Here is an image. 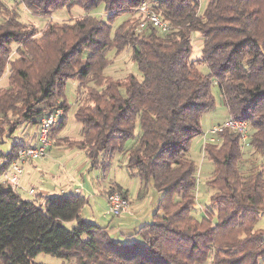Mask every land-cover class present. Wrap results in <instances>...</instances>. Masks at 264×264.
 I'll list each match as a JSON object with an SVG mask.
<instances>
[{
    "label": "trees",
    "instance_id": "16d2710c",
    "mask_svg": "<svg viewBox=\"0 0 264 264\" xmlns=\"http://www.w3.org/2000/svg\"><path fill=\"white\" fill-rule=\"evenodd\" d=\"M141 1L16 0L40 15L72 6L83 10L84 16L73 23H49L36 36L18 19L17 7L0 0V79L7 78L0 89V114L20 106L23 121L36 125L49 111L64 107L50 128L51 139L52 129L57 134L65 125L68 108L65 101L53 105L66 81L76 78L74 118L80 138L61 139L59 145L83 150L92 166L120 153L142 189L151 182L161 192L153 219L129 235L139 239L121 241L106 226L81 216L87 199L78 192L49 195L40 203L0 181V264H45L34 260L40 252L65 260L76 256L78 264H179L197 251H203L197 256L203 261L211 246L214 264L264 261V233L251 232L264 212L263 171L247 165L256 158H243V142L231 129L203 144L204 156L213 163L206 185L214 190L210 201L216 212L207 208L197 218L192 212L197 167L189 155L190 141L203 134L200 117L215 103L214 78L228 115L247 122L252 153L264 159V0H205L203 7L200 0H153L170 22L166 33L137 30L141 16L135 8ZM99 4L106 21L92 14ZM126 11L137 13L136 20H124L112 35L111 23ZM195 32L202 38L196 62L191 57ZM126 47L141 78L105 75L108 51L118 54ZM199 61L208 73L199 69ZM16 145L3 153L0 176L23 144ZM113 190L128 198V190L118 185L106 195ZM207 212L215 213L216 223L208 224L213 216ZM206 243L211 246L205 248ZM221 248L229 252L221 253Z\"/></svg>",
    "mask_w": 264,
    "mask_h": 264
},
{
    "label": "rangeland",
    "instance_id": "374dc122",
    "mask_svg": "<svg viewBox=\"0 0 264 264\" xmlns=\"http://www.w3.org/2000/svg\"><path fill=\"white\" fill-rule=\"evenodd\" d=\"M1 3L7 6H16L18 11V19L20 22H22L26 27L36 30V36H40L41 33L47 28L49 23L53 22L55 25L73 23L75 20L84 16V12L79 6H72L70 9H63L61 11L59 10L56 13L52 12L48 15H40L28 10L25 6H23L22 3H17L16 0H1ZM204 4L205 0H200V6L203 7ZM92 14L105 21L108 19V15L105 14L103 4H99L93 10ZM137 16L138 14L132 11H126L119 14L111 23L112 35L114 30L121 23H123L124 20H126V23L130 24L131 20L135 21ZM201 40L202 38L199 33L195 32L192 34L191 57L195 62L201 58ZM15 47L16 46L14 44V50ZM116 53L117 52L115 49H110L108 51L110 63L104 69V74L117 79L123 78L127 74L132 73L140 79L141 73L136 62L133 61L131 57V48L126 47L120 53ZM12 56H15V52L12 53ZM198 67L203 73L209 72L207 65L201 61H199ZM6 85L7 78L4 76L2 79H0V89H3V87ZM78 88V80L76 78L68 79L63 86L60 97L56 99L55 105H53L56 107L59 102L63 101L67 103L65 105L68 106V108L64 114L65 125L57 132V134H55L57 128L54 127V129H52L53 138L50 139L51 144L48 147L46 155L33 161L35 164H37V166H39L40 169L44 171V175L39 176V182L33 178L31 185L36 188H41V183L49 185V187H52L61 195L63 192L64 194L75 193L78 192L77 189H79V192L81 191V195L87 199L80 211V214L83 218L95 222L98 225L106 226L109 234L114 240L126 241L130 238L139 239L137 234H132L131 236L124 234L125 230L122 227L128 221H136L140 218L145 219L143 223L150 222L153 219V214L156 210L161 192L155 189L151 182L142 189L138 177L130 175L124 164L125 156L120 153H114L113 155L109 156L106 160V163L103 165L100 164L97 166H92L90 160L87 158L83 150L77 147H65L63 146L64 143L59 145V142L62 140L63 142H66L71 141L72 139L77 140L80 138V123H78L74 118V112L77 106ZM211 91L214 96L215 103L213 108L204 112L200 117V126L203 134L193 137L189 144V155L194 160L197 167L196 199L194 209L192 210L193 215L197 218L203 216L207 208H211L214 210V212H216L214 203H211L210 201L214 190L208 188L206 185V181L213 170V163L204 156L202 149L204 144L203 135L212 125L219 123L226 116L227 108L220 97L219 89L214 78H212ZM17 109L18 110L15 112L8 111L5 113V115L0 114V162H2L4 159L2 152L6 153L9 151L11 145H21V142L26 140V137L29 134L31 135L35 132V125H31L27 122L25 123L21 116L20 106H18ZM62 109L63 111L65 110L64 107H62ZM137 132H139V125H137L135 128V133ZM59 138L60 140L57 142V139ZM242 150L244 152L243 158L250 159L254 157L258 160H252V162L247 165L249 167H259V170L263 171L264 175V159H262L259 155L252 153V149L249 144V138L242 143ZM105 158L106 156H100L99 159L103 160ZM244 163L245 161L241 163V168L243 171H246L247 168H244ZM116 185L128 190V199L130 203L129 210H131V214L111 216L106 213L107 200L104 192ZM61 190L63 191L60 192ZM18 191L26 199L38 197V194L35 193L34 195H29L21 189H18ZM44 201L45 199L38 200L40 203H43ZM128 212L130 213V211ZM213 215H215V213L211 214L207 212V216L209 218H211ZM216 221V216H213L212 222L208 221V224L211 225L216 223ZM71 224H73V222H69V224L66 223V225L69 227ZM251 232L252 234L264 233V212L260 213L258 220H256L252 226ZM209 246L211 245L206 243L205 248ZM220 250L221 253L229 252L226 248H221ZM235 250L238 252L240 249L236 248ZM201 253H203V251H201ZM201 253L199 251L192 252L190 253L192 255L191 258L181 259V263L179 264L215 263V253L212 246L209 250H207L205 259L203 261H198L199 258L197 256H199ZM238 255L239 254H237V256ZM222 256L223 255L219 254V257ZM34 260L36 262L45 264H78L76 256H71L68 260H65L44 252L38 253L34 257ZM259 264H264V261H260Z\"/></svg>",
    "mask_w": 264,
    "mask_h": 264
},
{
    "label": "built area",
    "instance_id": "2783aa9c",
    "mask_svg": "<svg viewBox=\"0 0 264 264\" xmlns=\"http://www.w3.org/2000/svg\"><path fill=\"white\" fill-rule=\"evenodd\" d=\"M135 11L141 16L137 30L153 29L160 33H166L170 30V22L163 18L160 11L154 8L153 0H142L135 8ZM62 114V108L58 107L41 117L40 121L35 125L33 143L23 144L18 147L15 156L0 176L1 182H7L13 188H19L24 165L46 155L51 144L49 137L50 128L60 120ZM224 129H231L237 132L242 142L248 139L249 126L247 122L227 115L205 132L203 135L204 144L216 141L217 134ZM28 192L32 194L33 189ZM106 200V213L111 216H118L129 211V199L120 190H113L107 194Z\"/></svg>",
    "mask_w": 264,
    "mask_h": 264
},
{
    "label": "crops",
    "instance_id": "0c3cea01",
    "mask_svg": "<svg viewBox=\"0 0 264 264\" xmlns=\"http://www.w3.org/2000/svg\"><path fill=\"white\" fill-rule=\"evenodd\" d=\"M227 115H228V110L226 111V116ZM29 135L26 137V140H23V142H21L22 144H30V143H33L32 141H33L34 138H32V137H34V134L32 133L30 136ZM2 153H4V152H2ZM40 175L41 176L44 175V171L42 169H40L39 166H37V164H35L33 161L25 164L24 165L23 172H22L21 177H20L19 188H17L16 190L18 191V189H21L24 192H26L27 194H29L28 191L30 189H33V193L32 194H29V195H34V193L35 194H38V197L37 198L39 200H44L49 195H59L60 193H58L52 187H49V185H45V184H42L41 183V188H36L33 185H31V182H32L33 178H34V180H38V182H39V178H40L39 176ZM62 191L63 190H61L60 192H62ZM77 191H78V193L81 194V191L79 192V189H77ZM104 194H105V197H106V193L105 192H104ZM129 211H130V213L129 212H126L124 214H131V210H129ZM144 220L145 219H141L140 218L139 220H136V221L131 220V221H128L127 223H125L124 226L122 227L125 230L124 231V234H126L127 236H129L132 232L134 233L135 230H136L135 228H137L138 226H140L143 223ZM131 224H134V225H131ZM131 226H133V227H131Z\"/></svg>",
    "mask_w": 264,
    "mask_h": 264
}]
</instances>
